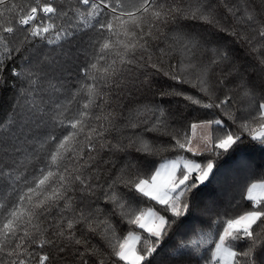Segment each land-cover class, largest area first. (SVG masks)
<instances>
[{"label": "snow or ice", "instance_id": "1", "mask_svg": "<svg viewBox=\"0 0 264 264\" xmlns=\"http://www.w3.org/2000/svg\"><path fill=\"white\" fill-rule=\"evenodd\" d=\"M6 70L0 264H264V0H0Z\"/></svg>", "mask_w": 264, "mask_h": 264}, {"label": "trees", "instance_id": "2", "mask_svg": "<svg viewBox=\"0 0 264 264\" xmlns=\"http://www.w3.org/2000/svg\"><path fill=\"white\" fill-rule=\"evenodd\" d=\"M18 4L24 5L28 2V0H16ZM34 2V0H33ZM61 6L68 8L69 6H75L77 3V0H59ZM163 46V45H161ZM178 59V56H174L172 58V63H175ZM4 78L7 80V84L3 87H0V120L4 119L6 114L9 112V109L11 107V103L13 100V97L15 95V91L12 87L14 83V79L10 75V71L6 70L4 74ZM160 83L163 84L165 81L164 77H159ZM168 83H173L171 81H168ZM185 88L189 91L191 94L199 95V93H196L195 89H190L185 86ZM159 85L155 86L151 91H145L143 93H137L136 96L132 99L131 103L135 105L139 102H158L159 97L155 95L158 91H160ZM52 99H57V97H52ZM171 103L168 105L170 110L175 112L177 108H180V110L184 113V115H187L191 108L195 106H190L188 108H185L184 105L187 104V101H182L181 98L178 97H172ZM125 107H115V112L117 114V117L119 118L121 115L126 116L128 114V100H124ZM109 107V106H106ZM41 130H37L36 132V138L32 141L33 144L36 143V141L39 139V133ZM151 135V134H149ZM28 145H22L21 146V153L17 157L18 166L21 168V170H27L30 172L33 167V162L31 160L32 153L28 150ZM168 155H171V153H168ZM190 155V154H189ZM233 195L239 197V192L233 193ZM102 203V201H101ZM159 207V206H157ZM139 231V230H137ZM121 236L126 235V232L122 229L121 230ZM54 264H65L64 261L57 259L54 261Z\"/></svg>", "mask_w": 264, "mask_h": 264}]
</instances>
